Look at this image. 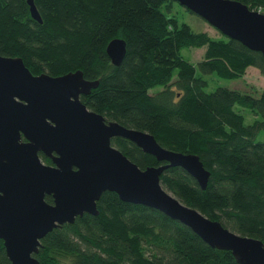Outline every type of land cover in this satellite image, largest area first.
I'll list each match as a JSON object with an SVG mask.
<instances>
[{
	"label": "trees",
	"instance_id": "16d2710c",
	"mask_svg": "<svg viewBox=\"0 0 264 264\" xmlns=\"http://www.w3.org/2000/svg\"><path fill=\"white\" fill-rule=\"evenodd\" d=\"M174 1L34 0L38 21L27 0H0V54L22 56L33 73L80 68L97 78L80 94L88 108L151 132L165 147L198 154L210 171L201 188L183 167L167 166L159 175L164 188L264 241V86L206 90L203 75L242 77L253 65L264 76V56L222 32L179 22ZM240 1L264 12V0ZM115 36L126 44L119 64L105 50ZM201 45L195 62L181 53ZM111 143L140 167L162 162L128 138L112 136ZM96 205L97 213L83 212L40 238L38 264H239L229 249L210 246L185 224L113 190L102 191ZM0 264H12L1 237Z\"/></svg>",
	"mask_w": 264,
	"mask_h": 264
},
{
	"label": "water",
	"instance_id": "95a60500",
	"mask_svg": "<svg viewBox=\"0 0 264 264\" xmlns=\"http://www.w3.org/2000/svg\"><path fill=\"white\" fill-rule=\"evenodd\" d=\"M27 1L41 21L34 0ZM176 1L264 56V12L240 0ZM125 49L118 36L105 47L113 64ZM97 83L80 68L33 73L22 56L0 54V237L12 264H38L40 238L83 212L97 213L96 200L106 189L162 211L210 246L229 249L239 264H264L262 239L224 226L160 183L164 168L179 165L204 188L210 171L198 154L165 147L151 132L88 108L80 94ZM112 136L130 139L162 162L140 167L111 143Z\"/></svg>",
	"mask_w": 264,
	"mask_h": 264
},
{
	"label": "rangeland",
	"instance_id": "374dc122",
	"mask_svg": "<svg viewBox=\"0 0 264 264\" xmlns=\"http://www.w3.org/2000/svg\"><path fill=\"white\" fill-rule=\"evenodd\" d=\"M164 10H166L164 8ZM172 12L176 14L178 21H185L187 22L192 29L194 30H207L212 35H219L220 31L209 24L204 18H202L197 13L188 10L183 5L179 4L177 1L173 2ZM205 46H185L181 48V53L184 57H188L191 61H196L197 59L201 58L203 55ZM197 73L199 71L197 70ZM206 77L208 83L205 87L206 90H211L217 85H223L227 87H234L241 90H251L256 89L258 90L262 86H264V76L259 72L258 68L249 65L242 77L236 78H227L216 76L213 72L203 74ZM153 91V88L150 89ZM257 94L258 91L253 92ZM246 112L247 109H243ZM249 117H245V121H249ZM261 136V134H260Z\"/></svg>",
	"mask_w": 264,
	"mask_h": 264
},
{
	"label": "flooded vegetation",
	"instance_id": "af4514ba",
	"mask_svg": "<svg viewBox=\"0 0 264 264\" xmlns=\"http://www.w3.org/2000/svg\"><path fill=\"white\" fill-rule=\"evenodd\" d=\"M48 163H51V162H48Z\"/></svg>",
	"mask_w": 264,
	"mask_h": 264
}]
</instances>
